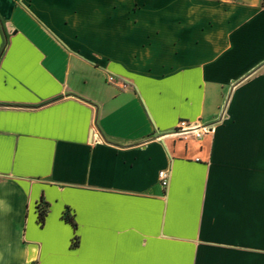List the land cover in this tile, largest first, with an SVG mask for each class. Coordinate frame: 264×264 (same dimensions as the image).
<instances>
[{
	"label": "crops",
	"instance_id": "crops-1",
	"mask_svg": "<svg viewBox=\"0 0 264 264\" xmlns=\"http://www.w3.org/2000/svg\"><path fill=\"white\" fill-rule=\"evenodd\" d=\"M0 264H264V0H0Z\"/></svg>",
	"mask_w": 264,
	"mask_h": 264
},
{
	"label": "built area",
	"instance_id": "built-area-1",
	"mask_svg": "<svg viewBox=\"0 0 264 264\" xmlns=\"http://www.w3.org/2000/svg\"><path fill=\"white\" fill-rule=\"evenodd\" d=\"M108 83L119 87L121 89L126 88V84L124 82L118 81L114 76L108 77ZM219 121H216L211 124H199L195 122H187L181 121L178 127L172 132V135L181 137L183 139H189L190 137H194L197 140H202L204 137L213 135L216 131L217 124ZM171 173L169 171H161L159 173V181L163 187H168L170 182Z\"/></svg>",
	"mask_w": 264,
	"mask_h": 264
},
{
	"label": "trees",
	"instance_id": "trees-1",
	"mask_svg": "<svg viewBox=\"0 0 264 264\" xmlns=\"http://www.w3.org/2000/svg\"><path fill=\"white\" fill-rule=\"evenodd\" d=\"M46 214H47V211H46L45 209H42V210L40 211V213H39V218H38V220H39V222H40L41 225H43L44 222H45V216H46ZM66 221H69L70 223H72L71 218H66ZM72 224H73V223H72Z\"/></svg>",
	"mask_w": 264,
	"mask_h": 264
}]
</instances>
